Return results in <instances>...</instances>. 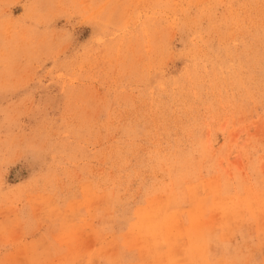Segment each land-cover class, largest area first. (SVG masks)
I'll list each match as a JSON object with an SVG mask.
<instances>
[{"label":"rangeland","instance_id":"rangeland-1","mask_svg":"<svg viewBox=\"0 0 264 264\" xmlns=\"http://www.w3.org/2000/svg\"><path fill=\"white\" fill-rule=\"evenodd\" d=\"M263 7L0 0V264L264 261Z\"/></svg>","mask_w":264,"mask_h":264},{"label":"bare ground","instance_id":"bare-ground-1","mask_svg":"<svg viewBox=\"0 0 264 264\" xmlns=\"http://www.w3.org/2000/svg\"><path fill=\"white\" fill-rule=\"evenodd\" d=\"M242 8V7H241ZM264 8V7H263ZM258 9V8H257ZM208 14V13H207ZM247 17V16H246ZM206 18V17H205ZM208 18V17H207ZM189 19V18H188ZM199 20V19H198ZM210 22V21H209ZM209 22H208V24H209ZM222 22V21H221ZM225 22V21H224ZM197 24V23H196ZM211 24V23H210ZM219 25V24H218ZM232 26V25H231ZM213 28V27H212ZM141 29V28H140ZM252 32V31H251ZM209 33V32H208ZM241 33V32H240ZM209 35V34H208ZM207 35V36H208ZM208 41V40H207ZM206 42V41H205ZM231 56V55H230ZM256 57V56H255ZM235 70V69H234ZM226 87V86H225ZM179 91V90H178ZM206 91V90H205ZM189 95V94H188ZM195 96V95H194ZM181 100V99H180ZM182 104V103H181ZM261 122V121H260ZM246 126V125H245ZM251 127V126H250ZM255 127H256V125H255ZM254 127V128H255ZM259 127V126H258ZM248 128V127H247ZM261 128H262V126H261ZM234 129V128H233ZM232 129V130H233ZM248 131V130H247ZM252 131V130H251ZM251 131H250V133H251ZM254 131H256L255 129H254ZM258 131V130H257ZM231 133V132H230ZM255 133V132H254ZM262 133V132H261ZM260 133V134H261ZM234 135H233V139H234V141L235 142H237V143H244L247 139L245 138V134H244V130H238V131H236L235 133H233ZM233 139H232V141H233ZM243 140H245V141H243ZM220 142V141H219ZM229 160V159H228ZM230 173V172H229ZM216 184V183H215ZM217 185H219V182L217 183ZM227 193V192H226ZM250 194V193H249ZM248 196V195H247ZM240 199V198H239ZM234 201V200H233ZM242 203V202H241ZM224 205V204H223ZM197 208V207H196ZM238 208V207H237ZM221 209V208H220ZM239 209V208H238ZM200 210H198V212H199ZM230 211H232V210H230ZM236 211V210H235ZM229 211H227V213H228ZM199 213H201V212H199ZM232 213H233V211H232ZM177 214H178V212H177ZM229 214H230V212H229ZM234 214V213H233ZM226 215V214H225ZM195 216V215H194ZM227 216V215H226ZM225 216V217H226ZM198 216H196V218H197ZM174 218H176V216L174 217ZM180 218V217H179ZM200 218V217H199ZM228 218H229V215H228ZM181 219V218H180ZM200 220H202V218L200 219ZM176 221V220H175ZM195 221V220H194ZM197 221V220H196ZM203 221V220H202ZM163 223V222H162ZM203 223V222H202ZM182 224V223H181ZM203 225V224H202ZM181 226V225H180ZM183 226V225H182ZM172 228H170V230H171ZM178 230V229H177ZM177 230H176V232H177ZM196 230V229H195ZM155 231V230H154ZM159 231V230H158ZM175 231V230H174ZM184 231V230H183ZM181 232V231H180ZM197 232V231H196ZM195 232V233H196ZM184 233V232H183ZM189 234H191V232L189 231L188 232ZM195 233H192V234H195ZM147 234V233H146ZM177 233H175V235H176ZM184 234H186V232L184 233ZM188 234V235H189ZM204 234V233H203ZM205 235V234H204ZM179 236V235H178ZM181 236V235H180ZM191 236V235H190ZM195 236V235H194ZM154 237V236H153ZM185 237H187L186 235H185ZM191 237H193V236H191ZM190 237V238H191ZM205 238V237H204ZM99 240V239H98ZM188 240V239H187ZM190 240V239H189ZM148 241V240H147ZM179 241V240H178ZM178 241H176V242H178ZM206 241V240H205ZM208 242V241H207ZM149 243V242H148ZM207 252V251H206ZM200 254V253H199ZM207 255V254H206ZM200 258V257H199ZM202 259V258H201ZM197 261V260H196ZM203 261V260H202ZM211 261V260H210ZM152 262V261H151ZM215 263V262H214ZM217 263V262H216ZM184 264V263H183ZM200 264V263H199ZM202 264V263H201Z\"/></svg>","mask_w":264,"mask_h":264},{"label":"snow or ice","instance_id":"snow-or-ice-1","mask_svg":"<svg viewBox=\"0 0 264 264\" xmlns=\"http://www.w3.org/2000/svg\"><path fill=\"white\" fill-rule=\"evenodd\" d=\"M260 264H264V261H261Z\"/></svg>","mask_w":264,"mask_h":264}]
</instances>
